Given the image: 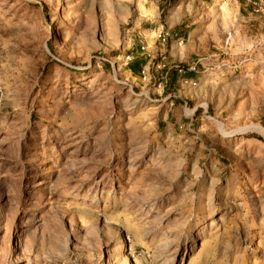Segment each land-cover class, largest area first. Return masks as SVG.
Instances as JSON below:
<instances>
[{"label":"rangeland","instance_id":"374dc122","mask_svg":"<svg viewBox=\"0 0 264 264\" xmlns=\"http://www.w3.org/2000/svg\"><path fill=\"white\" fill-rule=\"evenodd\" d=\"M262 2L0 0V264H264Z\"/></svg>","mask_w":264,"mask_h":264},{"label":"trees","instance_id":"16d2710c","mask_svg":"<svg viewBox=\"0 0 264 264\" xmlns=\"http://www.w3.org/2000/svg\"><path fill=\"white\" fill-rule=\"evenodd\" d=\"M145 64H141V67H144ZM166 69L163 70L162 76L163 80L165 82L164 85V94L166 96L172 95L176 91V86L181 81L183 75L181 72H184L185 74H188L189 76H192L193 73L189 71V68L185 65H177L171 68L164 67Z\"/></svg>","mask_w":264,"mask_h":264},{"label":"built area","instance_id":"2783aa9c","mask_svg":"<svg viewBox=\"0 0 264 264\" xmlns=\"http://www.w3.org/2000/svg\"><path fill=\"white\" fill-rule=\"evenodd\" d=\"M260 10L262 11V12H264V2H262L261 3V8H260ZM259 10H257V12H258Z\"/></svg>","mask_w":264,"mask_h":264}]
</instances>
